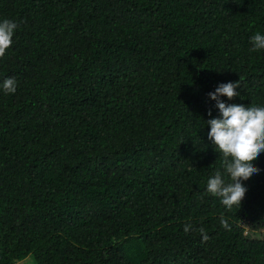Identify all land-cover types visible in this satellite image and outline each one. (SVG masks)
Wrapping results in <instances>:
<instances>
[{
    "label": "trees",
    "instance_id": "trees-1",
    "mask_svg": "<svg viewBox=\"0 0 264 264\" xmlns=\"http://www.w3.org/2000/svg\"><path fill=\"white\" fill-rule=\"evenodd\" d=\"M264 264V0H0V264Z\"/></svg>",
    "mask_w": 264,
    "mask_h": 264
},
{
    "label": "rangeland",
    "instance_id": "rangeland-1",
    "mask_svg": "<svg viewBox=\"0 0 264 264\" xmlns=\"http://www.w3.org/2000/svg\"><path fill=\"white\" fill-rule=\"evenodd\" d=\"M19 264H35L34 258L32 256H28L23 261H21V263L19 262Z\"/></svg>",
    "mask_w": 264,
    "mask_h": 264
}]
</instances>
